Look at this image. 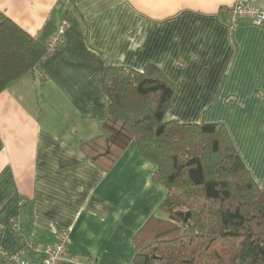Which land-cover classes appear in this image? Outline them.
I'll return each mask as SVG.
<instances>
[{
  "label": "crops",
  "instance_id": "0c3cea01",
  "mask_svg": "<svg viewBox=\"0 0 264 264\" xmlns=\"http://www.w3.org/2000/svg\"><path fill=\"white\" fill-rule=\"evenodd\" d=\"M234 2L0 0V13L42 45L65 29L33 74L0 93V264L38 261L28 244L43 252L62 230L82 263L130 264L144 245L135 236L166 195L155 165L134 142L112 163L80 150L102 135L109 64L157 68L173 86L167 118L222 125L264 185V24H229L222 10Z\"/></svg>",
  "mask_w": 264,
  "mask_h": 264
},
{
  "label": "trees",
  "instance_id": "16d2710c",
  "mask_svg": "<svg viewBox=\"0 0 264 264\" xmlns=\"http://www.w3.org/2000/svg\"><path fill=\"white\" fill-rule=\"evenodd\" d=\"M49 55L0 13V93ZM101 91L102 135L80 150L112 163L134 142L166 191L158 215L135 236L152 242L130 264H264V185L253 180L225 128L168 119L173 86L151 65L142 72L107 65Z\"/></svg>",
  "mask_w": 264,
  "mask_h": 264
},
{
  "label": "built area",
  "instance_id": "2783aa9c",
  "mask_svg": "<svg viewBox=\"0 0 264 264\" xmlns=\"http://www.w3.org/2000/svg\"><path fill=\"white\" fill-rule=\"evenodd\" d=\"M222 13L225 15L227 22L232 25H236L241 21H248L254 26L264 24V9H258L254 5V0H235L232 7L222 10ZM64 34V27H60L57 36L48 41L46 44L48 54H51L63 44ZM68 245V233L62 230L57 233V243L43 252L32 243L28 244L29 250L41 254L38 261H26L19 256H11L9 259L13 264H92L90 261L82 263L77 256L71 255ZM0 254H2L1 247Z\"/></svg>",
  "mask_w": 264,
  "mask_h": 264
},
{
  "label": "rangeland",
  "instance_id": "374dc122",
  "mask_svg": "<svg viewBox=\"0 0 264 264\" xmlns=\"http://www.w3.org/2000/svg\"><path fill=\"white\" fill-rule=\"evenodd\" d=\"M148 237V236H147ZM144 242V245H145V243L146 242H148L149 244L152 242V239L150 238V237H148V238H146V240L145 241H143ZM144 245L142 246V247H144ZM142 248H139V250H141Z\"/></svg>",
  "mask_w": 264,
  "mask_h": 264
}]
</instances>
